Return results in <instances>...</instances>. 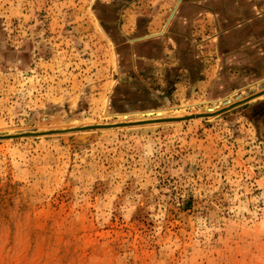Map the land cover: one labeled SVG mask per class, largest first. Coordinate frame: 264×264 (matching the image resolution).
I'll use <instances>...</instances> for the list:
<instances>
[{
    "label": "rangeland",
    "instance_id": "374dc122",
    "mask_svg": "<svg viewBox=\"0 0 264 264\" xmlns=\"http://www.w3.org/2000/svg\"><path fill=\"white\" fill-rule=\"evenodd\" d=\"M184 1L0 0V134L245 99L0 137V264H264V0Z\"/></svg>",
    "mask_w": 264,
    "mask_h": 264
},
{
    "label": "water",
    "instance_id": "95a60500",
    "mask_svg": "<svg viewBox=\"0 0 264 264\" xmlns=\"http://www.w3.org/2000/svg\"><path fill=\"white\" fill-rule=\"evenodd\" d=\"M261 92H263V91H261ZM261 92H258L256 94H259ZM244 100L245 99L238 100L236 102L229 104L228 106H225V107L218 109V110H215V111L188 113V114H183V115H178V116L150 117V118L139 119V120L95 123V124L71 126V127H65V128H51V129H47V130L24 131V132H18V133L0 134V137H14V136H21V135H38V134H46V133H52V132H65V131H70V130L106 128V127H115V126H122V125H134V124H144V123H151V122L182 120V119H189V118L198 117V116H210V115H214L218 112H221L225 109H228L229 107H231V106H233V105H235L241 101H244Z\"/></svg>",
    "mask_w": 264,
    "mask_h": 264
},
{
    "label": "crops",
    "instance_id": "0c3cea01",
    "mask_svg": "<svg viewBox=\"0 0 264 264\" xmlns=\"http://www.w3.org/2000/svg\"><path fill=\"white\" fill-rule=\"evenodd\" d=\"M221 1V0H220ZM207 0H185L180 3L171 22V30L174 32V37L179 39L178 41H182V43L189 44L188 36H190V32L193 30L191 26V20L196 13L195 9L199 8V10L204 13L206 10Z\"/></svg>",
    "mask_w": 264,
    "mask_h": 264
},
{
    "label": "bare ground",
    "instance_id": "6f19581e",
    "mask_svg": "<svg viewBox=\"0 0 264 264\" xmlns=\"http://www.w3.org/2000/svg\"><path fill=\"white\" fill-rule=\"evenodd\" d=\"M152 113H157V114H162L163 113V110L162 109H157V110H148L147 111V114H152ZM135 114H137V113H135ZM126 116H127V113H126Z\"/></svg>",
    "mask_w": 264,
    "mask_h": 264
}]
</instances>
